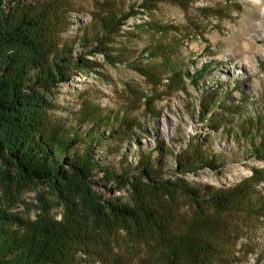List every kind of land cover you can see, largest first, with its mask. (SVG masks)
<instances>
[{
	"label": "trees",
	"instance_id": "1",
	"mask_svg": "<svg viewBox=\"0 0 264 264\" xmlns=\"http://www.w3.org/2000/svg\"><path fill=\"white\" fill-rule=\"evenodd\" d=\"M162 1L166 0H143L138 5L140 11L144 10L140 13H133V7L120 15L107 13L98 18V27L94 28L92 36L84 33L76 40H65L63 34L72 24L71 0L40 3L0 0V264H83L86 261L79 257L80 254L94 259L96 251L92 238L99 232H133L148 226L150 231L156 229L161 233L163 227H158L154 220L155 207L144 197L157 191L180 192L192 197L200 209L221 217L231 207L263 216L264 197L254 188L264 180L259 177V170H253L251 186L242 185L233 192L198 188L182 180H165L166 167L161 168L152 158L155 149L146 151L142 146L133 169L129 165L125 168L128 152H122L119 170L104 163L102 155L96 158L95 149L106 141L111 151L132 142L135 128L142 130L141 125H132L126 116L106 112L98 104H82L73 113L71 122L66 123L55 115L59 106L56 92L61 84L74 72L93 69L94 64L88 57L100 52L112 66L126 63L121 53L109 55L115 52L110 49L117 44L114 36L121 32L129 17L152 11ZM167 1L185 6L193 0ZM131 28L138 33L156 31L160 35L167 31L155 23ZM76 47L81 50L76 52ZM171 49L169 43L162 42L145 51L151 58L160 59V75L170 74V78L177 79L174 84L185 91L184 76H191L176 66L170 55L178 50ZM207 68L203 65L196 76L191 77V82L197 84ZM238 90L242 95L240 105L235 101L231 103L230 92L222 97L216 88L209 92L203 90L201 118L209 122L211 128H219L223 116L231 118L233 123L238 118L240 133L237 131L236 137L241 134L247 139L252 155L260 157L264 150V116L248 114L243 107L249 101L247 93L244 88ZM208 114L216 117H208ZM199 142L200 145L189 142L187 149L177 157L178 173L186 175L220 167L219 156L216 157L211 149L212 140ZM155 148L160 157L166 152L160 142ZM99 173L106 183L118 187L131 185L134 205L105 200L95 189L98 183L93 181ZM14 180L49 187L56 201L65 207L62 219H52L46 212L32 221L13 213L9 192ZM165 228L169 230L168 226ZM184 238L186 242L172 250L176 253L181 248L180 251L187 254V264H227L225 257H220L219 249L202 242L203 234L190 233ZM177 261L183 264L179 259L168 264H179Z\"/></svg>",
	"mask_w": 264,
	"mask_h": 264
},
{
	"label": "rangeland",
	"instance_id": "2",
	"mask_svg": "<svg viewBox=\"0 0 264 264\" xmlns=\"http://www.w3.org/2000/svg\"><path fill=\"white\" fill-rule=\"evenodd\" d=\"M27 1L40 3L43 0ZM142 1L71 0L72 24L63 38L76 40L84 33L92 36L100 16L127 13L131 7L132 12L137 13ZM153 23L166 28L165 35L156 31L138 33L131 28L133 25L151 26ZM262 31L264 0H193L185 6L174 1H162L152 11L129 17L121 32L114 36L117 44L110 49L115 52L109 50V55L121 53L126 63L112 66L111 61L100 52L88 57L94 64L93 69L85 73L74 72L68 81L61 84L56 92L59 106L55 115L66 123L71 122L74 120L73 113L82 104H98L106 112L126 116L132 125H141L142 130L135 128L132 142L116 146L111 151L106 141L102 147L95 149L96 158L102 155L104 163L119 170L122 152H128L125 168L129 165L133 169L142 146L146 151L155 149L152 158L161 168L166 167L163 172L165 180H182L194 187L230 192L242 185L251 186L253 170H259V177L264 178V150L260 152V157L252 155L247 139L241 134L236 137V132L240 133L238 118L233 123L231 118L223 116L224 121L219 128H211L209 122L201 118L200 102L203 90L209 92L216 88L222 97L230 92L231 103L235 101L236 105H240L242 95L238 88L241 87L249 99L248 104L243 106L245 111L252 117L255 114L264 116ZM162 42L169 43L171 50H178L170 56L183 73L188 72L195 77L200 68L207 65L197 84H193L191 77L186 75V90L183 91L181 86L174 84L177 79L170 78V74L160 75V59L151 58L145 50ZM80 50L76 47V52ZM128 62L136 68L127 66ZM201 139L212 140L211 149L216 157L219 156L220 167L204 168L186 175L178 173L177 157L187 149L189 142L200 145ZM158 142L165 146L166 152L161 157L155 148ZM130 175L133 176L132 173ZM102 179L103 174L99 173L93 181L98 183L95 189L102 193L105 200L134 205L131 185L118 187ZM105 185L107 187L103 188ZM254 188L264 197V180ZM9 196L11 211L25 219L36 221L46 212L56 220L64 216V205L56 201L49 187L14 180ZM144 197L155 207L154 220L158 227H163L162 232L156 229L150 231L148 226L133 232H99L92 238L96 251L94 259L80 254L79 257L86 261L83 264H168L178 259L187 264V254L180 251L181 248L175 253L172 248L180 247L182 242L184 244V237L190 233L203 234L202 242L211 243L219 249L220 257H225L227 264H264V214L260 216L258 212L231 207L221 217L200 209L192 197L190 199L180 192L157 191ZM168 246L171 249L168 250Z\"/></svg>",
	"mask_w": 264,
	"mask_h": 264
},
{
	"label": "bare ground",
	"instance_id": "3",
	"mask_svg": "<svg viewBox=\"0 0 264 264\" xmlns=\"http://www.w3.org/2000/svg\"><path fill=\"white\" fill-rule=\"evenodd\" d=\"M263 32V31H262ZM264 33V32H263Z\"/></svg>",
	"mask_w": 264,
	"mask_h": 264
}]
</instances>
